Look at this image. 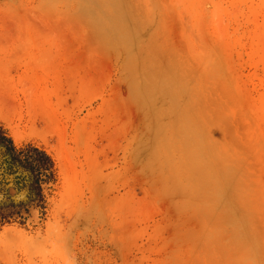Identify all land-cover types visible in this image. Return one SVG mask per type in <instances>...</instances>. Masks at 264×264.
<instances>
[{"label": "rangeland", "instance_id": "obj_1", "mask_svg": "<svg viewBox=\"0 0 264 264\" xmlns=\"http://www.w3.org/2000/svg\"><path fill=\"white\" fill-rule=\"evenodd\" d=\"M0 129L54 162L0 264H264V0H0Z\"/></svg>", "mask_w": 264, "mask_h": 264}, {"label": "trees", "instance_id": "obj_2", "mask_svg": "<svg viewBox=\"0 0 264 264\" xmlns=\"http://www.w3.org/2000/svg\"><path fill=\"white\" fill-rule=\"evenodd\" d=\"M54 180V162L33 145L17 147L0 129V223L24 224L32 207H43V184Z\"/></svg>", "mask_w": 264, "mask_h": 264}]
</instances>
